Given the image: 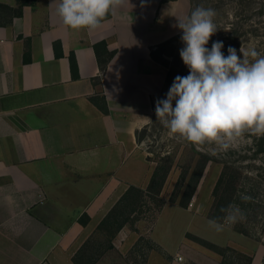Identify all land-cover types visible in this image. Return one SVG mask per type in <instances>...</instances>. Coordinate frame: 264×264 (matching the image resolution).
<instances>
[{"label":"crops","instance_id":"obj_1","mask_svg":"<svg viewBox=\"0 0 264 264\" xmlns=\"http://www.w3.org/2000/svg\"><path fill=\"white\" fill-rule=\"evenodd\" d=\"M24 1L0 0L21 10L15 16L0 8V264H75L126 191L149 184L154 164L137 134L150 124L165 82L152 51L182 33L175 24L189 14L190 0H130L134 7L117 10L96 30L65 26L59 0H28L20 8ZM101 41L115 53L104 70L93 47ZM162 197L167 203L152 227L164 214L156 241L163 251L151 250L145 264H186L172 250L189 244V232L204 236L194 224H208L206 208L198 192L189 209ZM140 237L128 223L113 249L124 256Z\"/></svg>","mask_w":264,"mask_h":264},{"label":"rangeland","instance_id":"obj_2","mask_svg":"<svg viewBox=\"0 0 264 264\" xmlns=\"http://www.w3.org/2000/svg\"><path fill=\"white\" fill-rule=\"evenodd\" d=\"M195 3L197 6L210 7L216 11L214 22L218 30L210 38L206 47L211 48L213 42L222 41L224 44L222 52L225 55L228 54L227 49L229 46L236 48L239 54L241 45L245 49L254 47L264 55V0H194ZM232 38H234V41ZM182 47H184L182 41L177 45L174 42H166L155 51V57L161 62L160 64L165 70V82L155 102L157 99L165 98L175 78L173 75L186 76L188 74V68L179 55ZM167 74H172L170 82L166 81ZM139 137L143 151L147 154V159H151L154 168L157 161L162 158L169 156L174 161L173 168L166 181L167 184L164 185L160 196L162 197L164 192V195L169 196L168 202L175 205L178 204L171 202L170 197L182 169L192 165L200 155L212 157L195 192L199 194V203H202V207L206 208L205 214H208L211 208L212 192L225 163H229L240 174L254 177L264 176V136H256L246 132L227 150H221L215 144L192 145L179 136L170 133L156 120L154 104L150 124L139 133ZM261 188L264 190V185ZM154 206V204H151L153 209ZM157 212L159 211L156 209L149 211L145 209L144 213L137 216L140 217L139 221L130 222L131 229L138 231L141 237L124 256L119 255L113 248H108V236L104 231H98L89 239L88 249L90 253L96 256L100 251H103V254L107 255L104 264H143L151 250L160 249L163 251L156 241L162 235L164 214L158 216L156 227L154 226V229L152 227ZM176 217L180 220L185 219V216L178 214ZM139 222L143 223L144 226L142 224L138 229L135 226ZM197 224L198 226H196ZM237 224L238 222L231 226H225L223 231L217 232L209 224H202L198 220L194 224L195 229L202 232L204 236L189 232L186 236L189 239V244L179 245L176 250L172 251L176 256L180 254L186 264H222V256L219 253L209 249L207 245L206 247L201 244L202 241H205L220 248L229 247L225 253L226 264H245L246 259L240 256V253L252 256L251 264H264V219H262V222L248 224L253 236L237 232L235 230Z\"/></svg>","mask_w":264,"mask_h":264},{"label":"clouds","instance_id":"obj_3","mask_svg":"<svg viewBox=\"0 0 264 264\" xmlns=\"http://www.w3.org/2000/svg\"><path fill=\"white\" fill-rule=\"evenodd\" d=\"M127 5L134 7L130 0H59L56 11L71 29L96 30ZM215 16V9L197 6L177 18L175 27L182 31L184 45L179 55L188 74L177 75L165 98L156 100L155 116L170 133L192 145L215 144L227 150L246 132L264 136V55L243 45L239 54L229 46L225 55L222 41L206 47L218 30ZM238 196L244 202L251 199L244 193ZM220 211L221 217L208 220L217 232L245 218L236 203Z\"/></svg>","mask_w":264,"mask_h":264},{"label":"trees","instance_id":"obj_4","mask_svg":"<svg viewBox=\"0 0 264 264\" xmlns=\"http://www.w3.org/2000/svg\"><path fill=\"white\" fill-rule=\"evenodd\" d=\"M27 1L28 0H25L23 3H21L20 8L25 5ZM194 6H197L196 3L194 4V0H190V12L193 8H195ZM0 8L5 9L10 13L14 12L15 16L21 15L20 9L13 10L5 5H0ZM109 17L110 15L105 19H108ZM2 22H4V20L1 19L0 23ZM181 35L182 33L165 41L164 43L174 42V44L177 45L181 41ZM232 40L234 41V38H232ZM164 43L160 44L157 49L164 45ZM59 46V42L55 43L54 49L57 51ZM93 47L96 52L99 65L101 69L104 70L107 63L115 53L107 51L106 41H101L93 45ZM155 51H152V57L157 62L161 63L155 57ZM56 54L57 56L62 55L58 52ZM69 60L72 76L73 78H78L79 72L74 53L70 54ZM171 76L172 74H167V82H170ZM173 76L176 77L175 75ZM93 101L103 112H108L107 105L105 103L101 104L97 99H93ZM139 133L137 134V138L140 142L141 139L139 137ZM148 160L150 161L151 159L149 158ZM211 160L212 157L209 155H200L192 165H188L182 169L179 179L171 194V202H176L181 208H188V205L192 201L198 185L203 177L205 169ZM173 165L174 161L169 156L157 161L147 188L144 190L142 188L131 186L115 205V207L103 219L98 227V231L106 232L108 236V248H113L112 240L115 235L126 224L138 220L140 217L137 216L141 213H144L145 209L146 211L155 209L160 211L163 208L165 205V200L160 195L173 168ZM262 185H264V176L260 175L254 177L251 175H243L234 170L229 163H225L223 170L214 186L212 192L213 201L211 208L208 211L207 217L209 219L221 217L223 215V213L220 211L222 207L227 206L229 203H236L244 211L245 218L238 222L235 230L243 235L253 236V232H251L248 224L251 222H262V219H264V190L261 188ZM238 193H244L245 195L251 197V199L247 202L241 201ZM151 204L155 205L154 209L151 207ZM89 244L90 241L88 240L76 253L73 258L75 264H95L103 254V251H100L98 255L93 256L88 249ZM201 244L204 246L207 245L209 249L219 253L222 256V264H226L225 253L229 247L220 248L215 244L205 241H202ZM240 256L246 259L245 264H251L253 259L252 256L243 253H240ZM145 262L146 260L143 264H145Z\"/></svg>","mask_w":264,"mask_h":264},{"label":"built area","instance_id":"obj_5","mask_svg":"<svg viewBox=\"0 0 264 264\" xmlns=\"http://www.w3.org/2000/svg\"><path fill=\"white\" fill-rule=\"evenodd\" d=\"M180 259V258H179Z\"/></svg>","mask_w":264,"mask_h":264}]
</instances>
